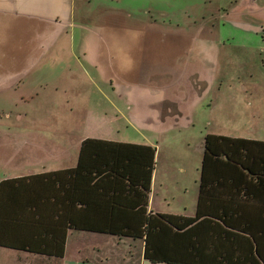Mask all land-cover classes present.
<instances>
[{
  "label": "rangeland",
  "instance_id": "rangeland-1",
  "mask_svg": "<svg viewBox=\"0 0 264 264\" xmlns=\"http://www.w3.org/2000/svg\"><path fill=\"white\" fill-rule=\"evenodd\" d=\"M0 4L28 15L1 24L0 66L35 65L0 90V178L18 167L11 146L37 141L158 140L164 164L199 158L202 131L264 140V0ZM72 234L63 261L0 247V264H152L142 240Z\"/></svg>",
  "mask_w": 264,
  "mask_h": 264
},
{
  "label": "trees",
  "instance_id": "trees-1",
  "mask_svg": "<svg viewBox=\"0 0 264 264\" xmlns=\"http://www.w3.org/2000/svg\"><path fill=\"white\" fill-rule=\"evenodd\" d=\"M156 155L149 145L89 137L76 167L2 181L0 247L60 262L69 231H88L142 240L152 264H264V229L253 228L264 219L249 211L256 178L264 218V140L206 135L192 218L149 210ZM208 171L243 195L207 194Z\"/></svg>",
  "mask_w": 264,
  "mask_h": 264
},
{
  "label": "crops",
  "instance_id": "crops-1",
  "mask_svg": "<svg viewBox=\"0 0 264 264\" xmlns=\"http://www.w3.org/2000/svg\"><path fill=\"white\" fill-rule=\"evenodd\" d=\"M0 6H4V4H0ZM21 14H23V16H28L25 13L11 11L7 9H0V27L5 28L1 24H5L7 26L13 20L21 18L20 16ZM42 19L47 21H52L54 18L52 19L51 17H42ZM58 20L59 19L54 20V22H60ZM41 50L47 51L45 46L40 45L39 51ZM24 52L26 54H29V52H26V50H24ZM8 55H11V53H9ZM33 67H35V65L32 63H24L22 64L21 67L19 65H16L14 67H9L8 65L7 66L1 65L0 90L4 89L7 86H11L9 90L15 89L14 91H16L19 87L17 88L8 79V76L11 77L14 72L30 71ZM10 92L11 91H6L4 93V96L10 94ZM38 95L39 93H35L28 100L33 99L35 96ZM23 98H26V95H24L22 99ZM21 117L22 116L20 114L18 118ZM192 126L195 127L194 124ZM21 129L22 130L20 131V133L24 134L26 130H24L23 128ZM189 133L191 135L190 136L191 140L195 142L196 138L193 136L194 131L189 130ZM207 134L222 135L214 132L205 133L202 131L201 132L202 137L199 146L200 148L199 158L188 156V157H179L178 159H176L173 158V152H170V157L164 164H162L161 161V155H162L160 153L161 142L158 140L153 141L151 139L147 140L145 138H143L142 142L114 140L119 142L149 145L157 149L156 167L152 177L151 195L149 200L150 211L156 213L175 215V216L189 217V218L195 217L197 215L199 197L201 193L202 178H203L202 160L204 155V140ZM89 137L98 138L94 136H88V137L86 136L81 138L79 143H76L74 145H72L71 143L63 144L62 142L51 144L47 141H43V143L37 141L32 143H24L26 144L24 146L23 144H18L20 146L18 148L11 146L13 151H11L10 156H13V161H14L13 164L18 165V167H15L13 170L10 169L11 173L9 175H4L3 177H1L0 183L7 179L30 177V176L61 171L63 169L76 167L80 157L82 142L84 141V139ZM238 138H243V137H238ZM100 139H104V138H100ZM247 139H251V138H247ZM108 140H112V139H108ZM255 140H259V139H255ZM175 142H177V138L173 139V143ZM30 151H34V155L29 154ZM7 152H10V149H7ZM28 159L30 160V163L33 165L21 166L22 163ZM206 178L208 182H206L204 185L208 186L207 191L209 192H207V194L210 193V194L224 196V195H232V194L240 193L241 195H243V191L241 190L238 191V189H236L237 187L234 186L235 183L232 181V179L227 178L225 180H222L220 178V175L213 173L212 171L210 172L208 171ZM212 182L215 183V185L213 187H210V184H212ZM218 183H222L224 185L219 186ZM250 192H251V196L249 197L251 198L250 203L254 208H250L249 211L252 216L263 220L264 219L263 209H262L263 204L262 202H260L261 197H259L260 195H262V192L260 191V188L256 186V178H254V184H252ZM253 228L254 230L257 231L263 230L264 224L259 225L258 227L254 226ZM73 232L87 233L88 231L70 230L68 233L66 253L70 243L69 239L70 236L73 235L72 234ZM15 251H21V250H15ZM21 252H23L24 254H30L29 256L31 255L35 256L36 257L35 259H46V257L44 256L40 257L38 255L29 253L27 251H21ZM64 258L61 261H63Z\"/></svg>",
  "mask_w": 264,
  "mask_h": 264
}]
</instances>
